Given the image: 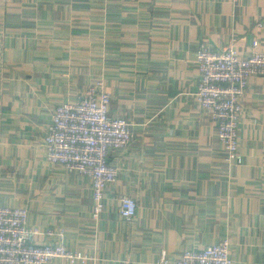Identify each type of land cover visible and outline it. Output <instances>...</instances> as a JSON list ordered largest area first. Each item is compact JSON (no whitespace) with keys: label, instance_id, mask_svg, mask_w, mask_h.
Returning a JSON list of instances; mask_svg holds the SVG:
<instances>
[{"label":"crops","instance_id":"1","mask_svg":"<svg viewBox=\"0 0 264 264\" xmlns=\"http://www.w3.org/2000/svg\"><path fill=\"white\" fill-rule=\"evenodd\" d=\"M264 50V0H0V202L26 207L42 244L89 259L158 264L224 239L238 264H264V74L243 98L242 164L225 161L217 125L197 104L202 43ZM91 86L134 139L110 154L118 180L91 217L92 182L46 159L55 108ZM134 198L124 220L118 199Z\"/></svg>","mask_w":264,"mask_h":264},{"label":"built area","instance_id":"2","mask_svg":"<svg viewBox=\"0 0 264 264\" xmlns=\"http://www.w3.org/2000/svg\"><path fill=\"white\" fill-rule=\"evenodd\" d=\"M234 41L218 51L202 43L195 58L200 83L194 98L216 123L229 165L244 162L239 150L243 98L249 79L264 74V50L243 56ZM111 103L109 92H99L97 86L89 87L74 102L55 108L42 141L47 161L90 178L94 221H99L106 209V191L118 180L119 169L109 162L110 154L125 149L134 139L130 121L111 116ZM118 203L120 216L132 221L137 215V201L122 196ZM28 219V208L0 202V264H51L56 259L85 263L89 259L83 250L65 243L63 232L58 234L60 243L36 242L39 230L30 226ZM158 264L238 263L232 256L230 241L224 239L202 250L185 251L176 258L163 250Z\"/></svg>","mask_w":264,"mask_h":264}]
</instances>
